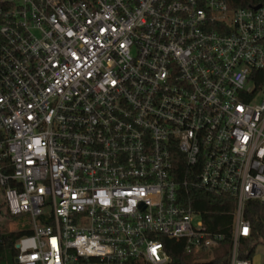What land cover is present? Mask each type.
<instances>
[{
  "label": "built area",
  "instance_id": "2783aa9c",
  "mask_svg": "<svg viewBox=\"0 0 264 264\" xmlns=\"http://www.w3.org/2000/svg\"><path fill=\"white\" fill-rule=\"evenodd\" d=\"M0 188L31 224L16 264H171L165 238L253 264L264 5L0 0ZM196 191L235 201L229 234Z\"/></svg>",
  "mask_w": 264,
  "mask_h": 264
},
{
  "label": "trees",
  "instance_id": "16d2710c",
  "mask_svg": "<svg viewBox=\"0 0 264 264\" xmlns=\"http://www.w3.org/2000/svg\"><path fill=\"white\" fill-rule=\"evenodd\" d=\"M232 7H248L256 4H263L264 0H229ZM234 200L229 196H219L213 193L196 191L195 197L190 204L200 210L205 223L213 231L223 230L229 234V224L232 222V211ZM4 203V202H3ZM6 204V202L4 203ZM9 212V211H8ZM246 218L251 222L252 236L243 241L241 257L253 258L255 244L258 241L264 243V203L251 200L246 203ZM25 233H30L29 228H21L8 234H0V253L9 250L13 257L17 254L15 246L18 238ZM164 242L168 252L172 256L171 264H228L230 253V239L227 238L218 247L212 249V257L206 260L197 261L194 255L184 250V241L165 238ZM16 264V263H14Z\"/></svg>",
  "mask_w": 264,
  "mask_h": 264
},
{
  "label": "rangeland",
  "instance_id": "374dc122",
  "mask_svg": "<svg viewBox=\"0 0 264 264\" xmlns=\"http://www.w3.org/2000/svg\"><path fill=\"white\" fill-rule=\"evenodd\" d=\"M3 202H6V197L2 189L0 188V234H8L12 231H18L23 228L25 224V228L31 227V224L27 223V219L25 218V216L10 215L7 205ZM203 258L204 257L201 256V254L194 256V259H196L197 261H200ZM206 258L209 259L211 257L207 256ZM0 260L3 262V264L16 263L15 257H13L9 250L0 253ZM252 262L253 264H264V243H258L256 245Z\"/></svg>",
  "mask_w": 264,
  "mask_h": 264
},
{
  "label": "crops",
  "instance_id": "0c3cea01",
  "mask_svg": "<svg viewBox=\"0 0 264 264\" xmlns=\"http://www.w3.org/2000/svg\"><path fill=\"white\" fill-rule=\"evenodd\" d=\"M0 264H3V262L0 260Z\"/></svg>",
  "mask_w": 264,
  "mask_h": 264
},
{
  "label": "water",
  "instance_id": "95a60500",
  "mask_svg": "<svg viewBox=\"0 0 264 264\" xmlns=\"http://www.w3.org/2000/svg\"><path fill=\"white\" fill-rule=\"evenodd\" d=\"M257 7H259V6H257Z\"/></svg>",
  "mask_w": 264,
  "mask_h": 264
}]
</instances>
